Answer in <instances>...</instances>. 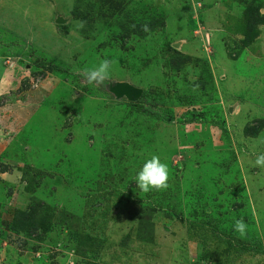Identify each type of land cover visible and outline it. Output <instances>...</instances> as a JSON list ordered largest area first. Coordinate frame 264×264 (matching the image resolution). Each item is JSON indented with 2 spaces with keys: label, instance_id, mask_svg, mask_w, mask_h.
<instances>
[{
  "label": "rangeland",
  "instance_id": "1",
  "mask_svg": "<svg viewBox=\"0 0 264 264\" xmlns=\"http://www.w3.org/2000/svg\"><path fill=\"white\" fill-rule=\"evenodd\" d=\"M261 140L264 0H0V264H264Z\"/></svg>",
  "mask_w": 264,
  "mask_h": 264
},
{
  "label": "clouds",
  "instance_id": "2",
  "mask_svg": "<svg viewBox=\"0 0 264 264\" xmlns=\"http://www.w3.org/2000/svg\"><path fill=\"white\" fill-rule=\"evenodd\" d=\"M77 26L83 27V22H79ZM143 30L145 32L150 31L148 25H144ZM112 63L110 59L105 58L92 67L86 66L83 69H74V71L83 76L89 85L99 86L109 79ZM260 142L264 143V140ZM252 166L264 169V152L256 155ZM134 179L138 188L144 193L151 190H165L169 180L168 166L161 161L158 155H152L143 163ZM247 227L243 218L235 219L234 230L241 238L246 236Z\"/></svg>",
  "mask_w": 264,
  "mask_h": 264
},
{
  "label": "water",
  "instance_id": "3",
  "mask_svg": "<svg viewBox=\"0 0 264 264\" xmlns=\"http://www.w3.org/2000/svg\"><path fill=\"white\" fill-rule=\"evenodd\" d=\"M62 18H57L56 22L61 23ZM112 92L118 97H126L129 101H136L140 98L143 89L136 87L128 82H116L111 88Z\"/></svg>",
  "mask_w": 264,
  "mask_h": 264
},
{
  "label": "trees",
  "instance_id": "4",
  "mask_svg": "<svg viewBox=\"0 0 264 264\" xmlns=\"http://www.w3.org/2000/svg\"><path fill=\"white\" fill-rule=\"evenodd\" d=\"M143 99H145L144 98V94L139 98V100L137 101V103L143 101ZM147 102H149L152 105V107L155 106V104H157L156 101H152V100H147Z\"/></svg>",
  "mask_w": 264,
  "mask_h": 264
}]
</instances>
